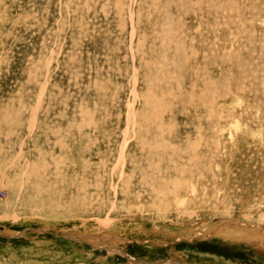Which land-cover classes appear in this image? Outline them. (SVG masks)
I'll list each match as a JSON object with an SVG mask.
<instances>
[{
  "label": "rangeland",
  "instance_id": "1",
  "mask_svg": "<svg viewBox=\"0 0 264 264\" xmlns=\"http://www.w3.org/2000/svg\"><path fill=\"white\" fill-rule=\"evenodd\" d=\"M0 233V264H264V0H0Z\"/></svg>",
  "mask_w": 264,
  "mask_h": 264
},
{
  "label": "water",
  "instance_id": "2",
  "mask_svg": "<svg viewBox=\"0 0 264 264\" xmlns=\"http://www.w3.org/2000/svg\"><path fill=\"white\" fill-rule=\"evenodd\" d=\"M30 231H46V232H48L47 230H45V229H42V228H39V229H30ZM18 234H16V236H17ZM54 235H56V234H54ZM0 236L1 237H4V238H11V236L9 235L8 236V234H6V235H4V234H2V233H0ZM61 236V235H60ZM63 237V236H62ZM64 238H66V239H70L72 242H74V243H76V239H73V238H69V237H64ZM89 245V247L91 248V249H95V247L94 246H92V245H90V244H88ZM103 249H105L104 247H102ZM97 250H101V249H97ZM119 251H120V249H118ZM121 256H123L124 257V255L123 254H121ZM162 263V264H188V263H185V262H181V261H178V260H176V259H164V260H159V261H154V262H151V263H148V264H159V263ZM134 264V262L132 261V260H130V259H127V263H124V264ZM135 264H145V263H143V262H138V263H136L135 262Z\"/></svg>",
  "mask_w": 264,
  "mask_h": 264
},
{
  "label": "bare ground",
  "instance_id": "3",
  "mask_svg": "<svg viewBox=\"0 0 264 264\" xmlns=\"http://www.w3.org/2000/svg\"><path fill=\"white\" fill-rule=\"evenodd\" d=\"M198 78V77H197ZM34 186V185H33ZM182 186V185H181ZM166 187H167V190H168V194H169V196H171V195H175L176 193H175V191H171L169 188H168V185H166ZM38 188H41V187H38ZM34 190H35V187H34ZM37 192V195L39 196L40 195V198H41V192L38 190V191H35V193ZM34 193V194H35ZM56 193H57V191H56ZM59 193H61V195H62V193H64V191H61V192H59ZM44 194L46 195L47 194V190H44ZM58 194V193H57ZM36 195V196H37ZM51 198H52V200L50 201L49 200V198H47L48 200H46L44 203H46L47 205H42L43 207H53V206H62L63 205V202H59V200L58 199H56V194L55 193H52L51 194ZM46 197H48V195L46 196ZM60 197H62L63 198V195L62 196H60ZM60 197H59V199H60ZM58 198V197H57ZM177 200V199H176ZM83 204H86V202L85 203H83ZM98 206V205H97ZM141 206V205H140ZM168 206V205H167ZM82 207V206H81ZM169 207V206H168ZM100 209H101V207H100ZM160 209V208H159ZM101 221V220H100ZM252 226H250V228H251ZM256 227V226H255ZM223 229H225V228H223ZM228 230V229H227ZM219 232H223V230L222 231H219ZM224 232H226V231H224ZM229 233V232H228ZM233 233V232H232ZM221 234V233H220ZM219 234V235H220ZM224 233H222V235H223ZM226 235H227V233H225ZM225 234H224V236H225ZM233 234H235V232L233 233ZM229 235V234H228ZM232 235V234H231ZM241 235V234H240ZM233 236V235H232ZM248 236V235H247ZM230 237V236H229ZM135 264V263H134Z\"/></svg>",
  "mask_w": 264,
  "mask_h": 264
}]
</instances>
